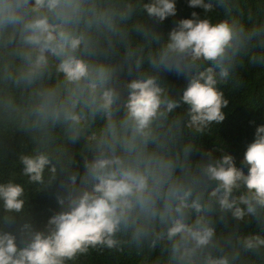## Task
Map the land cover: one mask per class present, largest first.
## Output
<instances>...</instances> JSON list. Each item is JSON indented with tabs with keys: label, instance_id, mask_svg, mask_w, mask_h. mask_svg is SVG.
Instances as JSON below:
<instances>
[{
	"label": "clouds",
	"instance_id": "obj_1",
	"mask_svg": "<svg viewBox=\"0 0 264 264\" xmlns=\"http://www.w3.org/2000/svg\"><path fill=\"white\" fill-rule=\"evenodd\" d=\"M188 2L228 16L193 12L161 40L142 14L162 22L175 0H0V132L30 138L19 156L29 184L67 189L43 230L24 221L13 232L25 188L0 183V264H68L90 249L134 250L144 264H264V124L244 153L247 172L226 152L192 159L197 134L225 119L219 85L240 84L245 58L264 64V8L246 20L234 0ZM124 67L136 78L121 82ZM162 70L187 76L179 99ZM82 138L78 183L69 145ZM245 218L259 230L240 232Z\"/></svg>",
	"mask_w": 264,
	"mask_h": 264
},
{
	"label": "trees",
	"instance_id": "obj_2",
	"mask_svg": "<svg viewBox=\"0 0 264 264\" xmlns=\"http://www.w3.org/2000/svg\"><path fill=\"white\" fill-rule=\"evenodd\" d=\"M145 3L150 0H144ZM176 15L169 16L162 22H157L148 18L146 13L142 18L146 24L161 35V40L167 38L168 33L176 26L177 22L184 18H192V13L196 12L200 18H209L213 23L219 22L228 16V12L223 8H215L210 13L197 7H190L188 0H175ZM233 11L243 12L247 20L249 13L255 15L264 8V0H234ZM139 39V37H136ZM117 65L122 61L113 58L111 61ZM144 68H147L145 62ZM240 84L238 86L219 85L225 98L229 101L228 106L223 109L226 116L220 124H213L204 134H197V149L192 153L195 161L200 158L202 152L213 151L215 158H220L225 152L234 157L237 167L243 168L247 172V166L243 161L247 146L255 139V129L258 125L264 124V64H254L245 58L244 63L236 69ZM137 76V69L133 67L131 71L124 67L120 74L121 82L129 81ZM159 79L168 87L170 95L179 99L183 90L187 87L188 78L186 75L176 72L161 71ZM126 91V90H125ZM178 113L185 112L186 106H181L176 110ZM103 121L97 119L93 127L102 126ZM189 135H191L189 133ZM85 141L83 138L75 145H69L70 149L76 153V164L73 166L77 174V182L84 172L83 156L80 152ZM30 138L21 131L15 129L0 132V183L12 180L20 183L25 188V214L21 218L20 214H15V224L6 229L16 232L18 226L24 221H30L37 230H43L48 219L58 213L61 208L57 201V194H66V187L62 188L58 179L49 188H37L34 184H29L27 178L22 176V164L20 154H30L32 150ZM2 202H0V216H2ZM240 232L247 234L258 231L254 220L245 218L240 221ZM237 222L231 218L228 227L236 226ZM224 229L222 223L217 224L218 232ZM19 242V237H18ZM144 255L149 261L160 256V249L145 251ZM68 264H144V258L137 255L134 250L125 249L122 252L113 250L90 249L88 254L81 255L76 261H69Z\"/></svg>",
	"mask_w": 264,
	"mask_h": 264
}]
</instances>
